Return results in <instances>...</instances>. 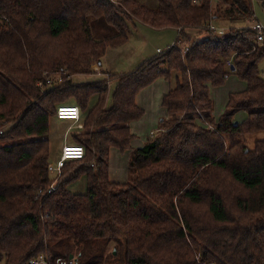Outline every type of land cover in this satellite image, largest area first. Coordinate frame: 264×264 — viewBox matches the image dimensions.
Returning <instances> with one entry per match:
<instances>
[{
	"label": "trees",
	"instance_id": "trees-1",
	"mask_svg": "<svg viewBox=\"0 0 264 264\" xmlns=\"http://www.w3.org/2000/svg\"><path fill=\"white\" fill-rule=\"evenodd\" d=\"M215 2L0 0V264H264V139H242L264 130V39L252 28L253 0ZM94 17L116 33L96 39ZM214 17L250 24L220 34L209 28ZM137 21L179 30L189 51L168 47L95 81L65 74H95L92 62L124 45ZM56 72L62 82L47 84ZM230 75L246 86L216 119L210 88ZM159 78L171 84L166 116L133 150L129 180L114 181L111 150L132 149V123L145 113L137 96ZM59 102L86 112L72 135L85 156L66 162L49 191ZM238 111L247 116L235 123ZM82 176L87 192L74 193Z\"/></svg>",
	"mask_w": 264,
	"mask_h": 264
},
{
	"label": "rangeland",
	"instance_id": "rangeland-1",
	"mask_svg": "<svg viewBox=\"0 0 264 264\" xmlns=\"http://www.w3.org/2000/svg\"><path fill=\"white\" fill-rule=\"evenodd\" d=\"M113 1L117 2L118 0H113ZM140 1L151 8L158 7V0H140ZM215 1L214 4L216 3ZM253 3H254V10L256 13L255 16L264 25V8H263L264 0H253ZM258 20L253 19L251 20V23L254 24ZM210 24L212 23L210 22L209 25ZM226 24H227V28L231 26H237V27L241 26L238 22L237 23L227 22ZM246 24H250V22H246ZM246 24L243 23L242 25L246 26ZM90 26L93 35L96 39H103L105 37H110L116 33L115 27L109 25L102 17L91 18ZM192 31H189V34H191L192 36H197V31L196 30H192ZM176 39H177L176 29L173 28L157 29L145 23L137 21L135 25L131 24L130 38L124 45L115 48H109L105 53V55L101 58V64L97 65L96 62H92L91 66H93L96 69V71L98 70L94 75H92V73L87 74L86 72H82V73L80 72L75 75L72 74L71 76H69V73L67 71H65V74H67V76L70 77L72 81L88 82V81H95L106 78L109 75L108 73H119L124 71L129 72L135 69L144 59H148L150 57L157 55L159 53L157 51L159 48L165 51L169 46L175 43ZM259 68L261 74L264 76V58L260 61ZM233 76L234 77L227 79L226 84L224 85L225 87L221 89L222 92H226L227 90L230 89L234 90L235 88H233L232 82H234L235 79L240 81L239 83L244 84V82H242V80H240L236 75ZM47 78L53 80L52 83L50 84L47 82V84L49 85L56 84L57 80L62 82L61 72H56L53 76H49ZM174 80L175 77L173 78L172 82ZM156 81L157 83L155 84L154 88L152 87L153 89L152 91L154 93H152V91L150 92L152 94H148V95H146L147 93L146 94L140 93L141 96L137 97L138 98L137 100H140V103L144 105L145 108V113L143 117L135 121V124L133 125L134 129L138 131V134H136V136L140 137L141 140L142 138L147 139V137L151 135L150 132L152 130L153 132H158L160 129L159 127H161L160 121L165 117L159 115V105H160L159 101L161 94L164 90V86H161L160 84H162L166 80H164V78H159ZM111 87L112 89L114 88V83L111 84ZM213 94L215 95V91L213 92ZM96 102H97V96H93L90 100L89 107L95 105ZM64 103L67 102H59L58 105ZM225 110H226L225 104H223V102L220 101V97H216L214 103V113H216L215 116L216 117H218V115L221 116V114ZM85 114L86 112L81 113V119L78 121V125H75L74 127L73 124L71 123L73 121L71 120H60L57 117L52 118L50 124L51 162L57 160V158L61 153L62 146L65 143H73L72 135L73 133H76L78 130H82L83 118L85 117ZM244 116H245L244 111L240 113L237 112L235 114L233 121L235 123H239L243 120ZM242 139L246 142L248 146L253 147L256 139H264V130L252 134H245L242 136ZM117 152L118 153H111L110 174L114 181L126 182L129 180V176H130L128 171V162L132 156L133 150L131 149L123 153L124 155L122 158L120 157L121 155H119L120 153L118 150ZM121 161L123 162V165L120 164ZM59 177L60 176H58L57 179H59ZM69 187L70 190L73 191L74 193L85 194L87 192L86 177L82 176L78 178L73 183H71Z\"/></svg>",
	"mask_w": 264,
	"mask_h": 264
},
{
	"label": "built area",
	"instance_id": "built-area-1",
	"mask_svg": "<svg viewBox=\"0 0 264 264\" xmlns=\"http://www.w3.org/2000/svg\"><path fill=\"white\" fill-rule=\"evenodd\" d=\"M194 2L196 3L198 2V0H194ZM209 28L212 30H217L220 34H223L225 32V29L222 28L218 29L213 24H210ZM252 28L258 32V40L262 41L264 39V25L261 22L257 21L252 25ZM173 46L177 47L184 54L187 53L190 49V46L187 43V41H181V40L175 41V43L169 46V48ZM163 51L164 50L160 48L158 49L159 53H162ZM228 63L231 64V61H228ZM52 81L53 80L50 79L47 80L49 84L52 83ZM81 113L82 112L79 105L64 103L58 105L56 117L60 120H71L73 122H78L81 119ZM84 156H85V148L83 145L65 143L62 146L61 153L57 158V160L54 162H50L49 171L57 179V177L62 174V170L66 162L74 159H82ZM56 179L49 191L55 188V185L58 182V179L57 181ZM40 263L48 264L47 260L43 256H40L34 262H32V264H40Z\"/></svg>",
	"mask_w": 264,
	"mask_h": 264
},
{
	"label": "crops",
	"instance_id": "crops-1",
	"mask_svg": "<svg viewBox=\"0 0 264 264\" xmlns=\"http://www.w3.org/2000/svg\"><path fill=\"white\" fill-rule=\"evenodd\" d=\"M140 1V0H139ZM215 1V0H214ZM153 4V3H152ZM255 11V10H254ZM255 15H256V13H255ZM255 19L256 20H258L257 18H256V16H255ZM259 21V20H258ZM227 22H232L231 21V19H229V18H227V17H223V18H219V17H214L212 20H211V23L215 26V27H218V28H223V29H227ZM239 23L241 26H243L242 24L244 23V21L243 22H241V21H236L235 23ZM260 22V21H259ZM240 26V27H241ZM176 32H177V39H178V34H179V30H176ZM176 39V40H177ZM158 51V50H157ZM151 58V57H150ZM145 60H147V59H144L143 61H141V63H143ZM140 63V64H141ZM101 64V63H100ZM139 64V65H140ZM138 65V66H139ZM135 68V67H134ZM137 68V67H136ZM134 70V69H133ZM132 70V71H133ZM125 72V71H124ZM92 75H94V74H92ZM231 77H234L233 75H230V77L229 78H231ZM228 78V79H229ZM165 80V79H164ZM240 81H238V80H236L235 79V81L234 82H232V86H233V88H235L234 90H232V89H230V90H227L226 92H222V90L221 89H223L225 86H222V87H211L210 88V96H211V98L214 100V103H215V100H216V97H220V101H222L223 102V104H225V106H226V103H227V99H228V94L232 91H239V90H242V89H244L245 88V86L244 85H246L245 84V82H244V84L243 83H239ZM243 82V81H242ZM157 83V81L156 82H154L152 85H150L149 87H147V88H145L144 90H142L140 93L141 94H146V95H148V94H152V93H154L152 90V87L154 88V86H155V84ZM161 86H164V90H163V92H162V94H161V97H160V101H159V115L160 116H166V111H165V109L162 107V105H161V101H162V97L164 96V94H166L169 90H170V87H171V84H170V82H168L167 80L165 81V82H163L162 84H160ZM240 85V86H239ZM152 91V93H150ZM215 91V95L213 94V92ZM139 93V96H137V97H140L141 96V94ZM138 99V98H137ZM224 100V101H223ZM137 103L140 105V106H142L143 108H144V105H142L141 103H140V100H137ZM144 110H145V108H144ZM239 113L240 112H243V111H238ZM215 114L216 113H214V116H215ZM244 114H245V116L244 117H246L247 116V112L246 111H244ZM220 117V115H218V117H216L215 116V118L217 119V118H219ZM244 117H243V119H244ZM72 124H73V127L75 126V125H78V122H71ZM135 124V122H133L132 123V126H131V130H132V133L133 134H135V136H136V134H138V131L136 130V129H134V125ZM79 131V130H78ZM151 133H153V130L150 132V134ZM148 136V135H147ZM146 140L147 139H143L142 138V140H141V138L140 137H135V139L133 140V142H132V150H134L135 148H139V147H142V146H144V144H145V142H146ZM135 145V146H134ZM117 150L118 149H116V148H112V150H111V153H118L117 152ZM119 151V150H118ZM127 152V151H126ZM111 153H110V157H111ZM119 155H121L120 157L122 158L123 157V153L122 152H120L119 151ZM118 155V154H117ZM110 163H111V161H110ZM119 164V163H118ZM120 164H122L123 165V162L121 161V163ZM110 177H111V174H110ZM111 179H112V177H111ZM113 180V179H112ZM43 264H45V263H43Z\"/></svg>",
	"mask_w": 264,
	"mask_h": 264
},
{
	"label": "water",
	"instance_id": "water-1",
	"mask_svg": "<svg viewBox=\"0 0 264 264\" xmlns=\"http://www.w3.org/2000/svg\"><path fill=\"white\" fill-rule=\"evenodd\" d=\"M234 69V68H233ZM71 258H73V255H71Z\"/></svg>",
	"mask_w": 264,
	"mask_h": 264
}]
</instances>
